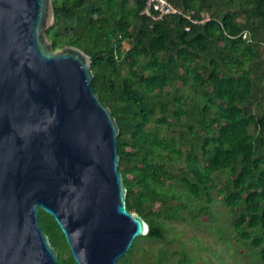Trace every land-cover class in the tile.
<instances>
[{
	"label": "trees",
	"instance_id": "1",
	"mask_svg": "<svg viewBox=\"0 0 264 264\" xmlns=\"http://www.w3.org/2000/svg\"><path fill=\"white\" fill-rule=\"evenodd\" d=\"M147 1L53 0L47 36L92 59L93 90L120 127L127 207L150 226L143 238L166 241V222L208 216L246 264H264V0H167L180 13L160 21L142 14ZM39 222L60 264H77L55 219L41 209ZM140 240L118 264L171 258ZM178 264L202 263L184 251Z\"/></svg>",
	"mask_w": 264,
	"mask_h": 264
},
{
	"label": "water",
	"instance_id": "2",
	"mask_svg": "<svg viewBox=\"0 0 264 264\" xmlns=\"http://www.w3.org/2000/svg\"><path fill=\"white\" fill-rule=\"evenodd\" d=\"M53 0H0V264H60L50 214L77 264H118L150 226L127 207L120 127L92 59L54 50Z\"/></svg>",
	"mask_w": 264,
	"mask_h": 264
},
{
	"label": "rangeland",
	"instance_id": "3",
	"mask_svg": "<svg viewBox=\"0 0 264 264\" xmlns=\"http://www.w3.org/2000/svg\"><path fill=\"white\" fill-rule=\"evenodd\" d=\"M124 46L126 49L130 48L127 42L124 43ZM213 213L218 219L220 228L231 233L233 231L232 223L227 208L219 202H215ZM211 222L208 216L202 217L200 223L192 220L166 222V241L147 240L140 248L150 249L151 253H156L159 248L168 251L171 258L165 264H178V258L184 251L189 253L192 260L198 259L202 264L248 263L247 256L241 247L234 248L229 244L228 238L223 241L215 230L208 229ZM140 256L137 255L134 258V264L138 262Z\"/></svg>",
	"mask_w": 264,
	"mask_h": 264
},
{
	"label": "built area",
	"instance_id": "4",
	"mask_svg": "<svg viewBox=\"0 0 264 264\" xmlns=\"http://www.w3.org/2000/svg\"><path fill=\"white\" fill-rule=\"evenodd\" d=\"M179 13L180 11L167 0H148L142 12L143 15L153 17L157 21Z\"/></svg>",
	"mask_w": 264,
	"mask_h": 264
}]
</instances>
